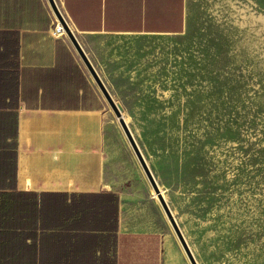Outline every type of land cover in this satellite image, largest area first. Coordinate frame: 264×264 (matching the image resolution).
Here are the masks:
<instances>
[{"label":"crops","instance_id":"0c3cea01","mask_svg":"<svg viewBox=\"0 0 264 264\" xmlns=\"http://www.w3.org/2000/svg\"><path fill=\"white\" fill-rule=\"evenodd\" d=\"M56 1L122 113L158 111L186 0ZM55 18L47 0H0V126L18 117L16 152L0 137V264H186Z\"/></svg>","mask_w":264,"mask_h":264},{"label":"rangeland","instance_id":"374dc122","mask_svg":"<svg viewBox=\"0 0 264 264\" xmlns=\"http://www.w3.org/2000/svg\"><path fill=\"white\" fill-rule=\"evenodd\" d=\"M186 14L164 39L158 111L123 113L199 263L264 264V0H186ZM165 220L167 254L191 264Z\"/></svg>","mask_w":264,"mask_h":264},{"label":"water","instance_id":"95a60500","mask_svg":"<svg viewBox=\"0 0 264 264\" xmlns=\"http://www.w3.org/2000/svg\"><path fill=\"white\" fill-rule=\"evenodd\" d=\"M49 3V6L54 13V15L59 20L60 24L63 26L67 37L69 41L72 43L73 47L75 48L76 52L80 56L81 60L85 64L86 68L88 69L89 73L93 77L94 81L96 82L97 86L101 90L103 96L105 97L106 101L108 102L112 112L114 113L115 117L119 120V123L121 125L122 130L124 131L127 140L129 141L132 150L134 151L135 155L137 156L149 182L151 183L152 187L156 191V193L159 195V200L161 202V205L167 214L169 220L171 221V224L181 242V245L187 254V257L191 264H198L193 251L191 250V247L189 246V243L187 242L185 236L183 235V232L177 223V220L175 219L173 215V211L171 210V207L169 206L168 202L165 200L162 192H161V186L159 185L157 179L155 178L149 163L147 162L141 148L139 147V144L137 143V140L135 139V136L133 132L131 131L130 126L127 124L122 111L118 107L117 103L107 90L106 86L104 85L103 81L101 80L99 74L97 73L96 69L92 65L91 61L89 60L88 56L86 55L85 51L83 50L81 44L79 43L75 33L72 31L70 25L68 24L67 20L65 19L63 13L61 12L57 1L56 0H47Z\"/></svg>","mask_w":264,"mask_h":264},{"label":"trees","instance_id":"16d2710c","mask_svg":"<svg viewBox=\"0 0 264 264\" xmlns=\"http://www.w3.org/2000/svg\"><path fill=\"white\" fill-rule=\"evenodd\" d=\"M1 98V97H0ZM6 99L7 97L4 96ZM2 103H0V106ZM5 124L0 126V137H4L6 140L5 149L16 152L17 139H18V117L15 114L7 113L5 118ZM12 139V143H8V140ZM16 158V154L13 155Z\"/></svg>","mask_w":264,"mask_h":264},{"label":"bare ground","instance_id":"6f19581e","mask_svg":"<svg viewBox=\"0 0 264 264\" xmlns=\"http://www.w3.org/2000/svg\"><path fill=\"white\" fill-rule=\"evenodd\" d=\"M243 5H244V4H243ZM55 17H56V16H55ZM56 21H57V24H58V28L56 29L57 33H60L61 35H66V33H65V31L62 29V27H61V25H60V22H59V20L57 19V17H56ZM123 115H124V114H123ZM129 120H130V119H128V118L126 119V122H127L128 125H129ZM116 121H117V120H116ZM118 124H119V122H118ZM22 128H23V134H24V136H25V135H26L25 121H23V126H22ZM121 130H122V129H121ZM123 134H124V133H123ZM124 138H125V140H126V142H127V145H128L129 148L131 149L132 147H131L129 141L127 140V137H126L125 134H124ZM28 142H29V141H28ZM134 156H135V154H134ZM135 158H136V161H137L138 166L140 167L141 172L144 174V177H145V179L147 180V182H148V184H149V186H150V188H151V194H152V196L154 197V199H155L157 205L161 208L160 210H162L161 212H163L165 218L168 219L167 222H169V224H171V221L169 220V218H167V215H166L165 211L163 210V207H162L161 202H160V200H159V195L156 193V191L154 190V188L151 186V183H150L149 180L147 179V176H146V174H145V172H144V170H143V168H142L141 164L139 163V161H138V159H137L136 156H135ZM31 183H32V182L28 181V185H29L28 187H29V188H31ZM106 187H108V186H106ZM160 188H161V192H162V194H163L165 200L168 201L167 190H166L163 186H161ZM173 215H174L175 219L177 220V223H178L179 226H180L179 219L177 218L175 211H173ZM171 225H172V224H171ZM168 226H169V225H168ZM180 227H181V226H180ZM172 230H173V229H172ZM171 232H172V231H171ZM173 233H174V232H173ZM176 237H177V236H176ZM176 241H177V240H176ZM178 243H179V242H178ZM180 244H181V243H180ZM181 246H182V245H181ZM182 249H183V248H182ZM183 252L185 253L184 249H183ZM185 255H186V253H185ZM186 256H187V255H186ZM188 260H189V259H188Z\"/></svg>","mask_w":264,"mask_h":264},{"label":"built area","instance_id":"2783aa9c","mask_svg":"<svg viewBox=\"0 0 264 264\" xmlns=\"http://www.w3.org/2000/svg\"><path fill=\"white\" fill-rule=\"evenodd\" d=\"M51 9V8H50ZM52 11V10H51ZM53 13V12H52ZM54 14V13H53ZM56 19V18H55ZM61 25V24H60ZM61 27H62V29L64 30V28H63V26L61 25ZM58 28V24L55 26V31H56V29ZM65 31V30H64ZM66 33V32H65ZM64 36H66L67 37V34L66 35H64ZM68 38V37H67Z\"/></svg>","mask_w":264,"mask_h":264}]
</instances>
